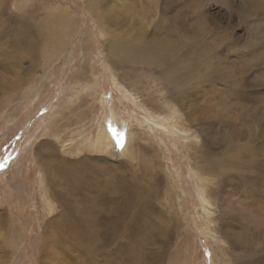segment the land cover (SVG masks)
Segmentation results:
<instances>
[{
  "label": "rangeland",
  "instance_id": "374dc122",
  "mask_svg": "<svg viewBox=\"0 0 264 264\" xmlns=\"http://www.w3.org/2000/svg\"><path fill=\"white\" fill-rule=\"evenodd\" d=\"M173 1V12L191 7L193 20L187 25L190 30L196 22L200 28L195 39L196 47H207L202 48L205 70L230 62L245 70V88L253 80L264 84V61L262 70L250 69L264 51L263 18L239 0L167 2ZM159 2L0 0V264H264V122L253 129L260 131L254 147L260 154L258 179L248 178L257 169L247 172L238 190L226 187L220 174L204 173L214 180L205 184L206 216L199 198L202 183L193 172L206 167L205 155L199 134L188 125L187 106L174 104L169 89L142 67L115 66V77L106 70L109 51L88 3L98 12L112 9L123 26L115 29L119 34L136 33L140 24L149 34L160 19L172 25L175 13L162 14ZM61 10L69 14L71 40L52 59L56 48L49 45L48 21ZM251 30L254 52L244 42L234 44L237 35L245 38ZM186 32L179 30L175 57L191 39ZM221 34L226 40L216 43ZM192 56L197 58V48ZM193 95L192 105L209 106L215 122L204 127L203 140L217 142L220 123L233 119L229 109L208 92ZM235 102L245 111L256 105L248 92ZM173 106L174 117L168 114ZM110 114L115 129L107 125L108 146L115 154L96 146ZM224 149H212V158ZM243 226L249 246L237 241Z\"/></svg>",
  "mask_w": 264,
  "mask_h": 264
},
{
  "label": "bare ground",
  "instance_id": "6f19581e",
  "mask_svg": "<svg viewBox=\"0 0 264 264\" xmlns=\"http://www.w3.org/2000/svg\"><path fill=\"white\" fill-rule=\"evenodd\" d=\"M167 1L168 0H160L159 2L162 5V7L159 6L160 12L162 14L167 9H170L173 12L174 7L176 6L174 1L172 4H169ZM239 1L245 3V5L247 6L246 8L249 10V13H253V16L259 19H264V0ZM88 5L97 15L98 23L102 25V27L100 26L99 28V33L100 37L103 38L104 42L107 44L106 51H109V53L106 54L108 56L104 55L106 56L104 57V63L107 65L106 70L110 73V75L112 77L116 76L113 71V68H115V66L119 68H125V66H127L128 68H131L133 70L137 69L138 67H142L143 69L148 70L151 75L157 76L161 84L169 89L168 97L175 102H173L174 104H179L182 107L185 105L187 106L188 111L186 119L188 120V125L194 128L195 132L199 134V149L202 150L203 148L200 153L205 155L204 164L206 167L193 170L198 183H202L199 185L201 187L199 198L203 202V213H205L206 216H209V214L207 213L209 208L206 207V205L210 204V197L209 191H207V186L205 184L210 183L211 185L212 181H214L210 178L208 179L207 176L206 178H204L205 174H208L209 176L215 178L220 174L219 177H222L221 181H223L222 183H225L226 187H233L234 189L238 190L241 186V180L247 172H252L253 169H257L254 171V173L252 172L251 176L248 177L257 180L258 174L256 175V172L258 171V161L260 154L254 147L256 135L260 134V131L258 128V130L256 129V131H254L253 129L255 128V126L258 127L261 122H264V105H261L258 101V90L260 89V87L264 86V84H260L257 82V80H253L256 82L250 83V89L245 88L244 86L247 85V83L244 84L242 81L245 70L243 71L239 67L233 66L232 64H230V62L222 61V64L220 63V65L216 66L215 68L213 67V69L210 70H205V68L201 66H204V63H202V48H205L204 51L206 52L207 47L205 45L199 48L196 47L197 39H195V36L200 30V28L198 30L196 29V22L191 23L193 25L190 30L188 28L190 25H187V22H189L191 19L193 20L191 7L189 6V4H184L181 9H177L178 11L173 12L175 14H172L173 16L170 19L172 24L170 27L162 25L160 22L161 19L153 22L151 33L149 34L146 33L147 27L145 26V24H140L138 32L136 33L132 32L134 31V29H128L123 34H119V32L115 31V29L117 30L123 26L118 25L117 19L113 16L114 12L112 11V9L102 10L98 12L90 3H88ZM148 12L149 11L146 10V13ZM146 13L144 11L143 14L145 18L148 19ZM153 14H155V11ZM68 18L69 14L67 13V11L61 10L60 13L53 16L52 19H49L48 21L49 45H52L53 48H56L51 53V55L53 56L52 59H56L60 52L64 49L68 39L71 40V37H68L70 35V22ZM104 24H106V26L103 28ZM206 27L207 25L203 23V32ZM181 28H187L186 34L191 35L193 46L192 44L190 45L191 39L189 41L187 40L188 44L184 47L185 50L183 48L179 52L180 55L175 57L174 54L181 49H178V45L180 43H178L179 30ZM26 30L27 28L24 27L23 32H26ZM201 37L203 38V36ZM221 37L217 36V38L215 39L216 43H218V41L224 42L226 40L223 35ZM253 37V30L249 31L245 38L243 37V35H237L234 44H237V41H239V43L244 42V47L247 46L248 49H250L249 51H258L256 48H251L250 46V43L253 44L254 42L253 40H251ZM257 42L255 43L257 44ZM226 45L224 44L223 46ZM197 46L199 45L197 44ZM258 47L259 46H257V48ZM196 48L198 51V56L196 59H194L192 56V52H194ZM257 56L251 63L252 66L250 67V69L259 70V67L261 66V64H263L261 62L264 61V51H261V53ZM49 63H51V61ZM245 67L247 66H244V68ZM197 91L208 92L211 98H216L219 102L225 103L226 107L229 109L228 115L233 118L231 120L222 121L220 123V136L218 137L217 142H214V139H212L211 137L206 143L203 140L204 135L202 132L205 130L204 127H207L209 129L210 127L214 126L213 124L215 122L211 117H209V106L199 104L197 108H195V106L192 105L195 99L193 93H196ZM244 92L252 94L253 100L256 103V105L253 108L248 109V111L241 109L235 102L236 97ZM183 98H185L187 101L181 102L180 100ZM176 107L173 106L172 110H170L168 114L174 117L177 113ZM226 107L222 106V108L227 112ZM109 124L111 129L114 130L115 116L113 114H110L105 119L104 130L106 132V135L104 137L99 136L97 138L96 146L99 150L106 151L107 153L111 152L113 154V148L109 147L112 142L111 135H109V133L107 132V125ZM250 126H252V129L250 128ZM179 132L183 133L181 131ZM121 136H123V134H121ZM262 143L264 146L263 141ZM107 146L110 148L109 151L106 149ZM224 146H226V149H224L222 152H219V156L215 155L212 158V149L223 148ZM128 152L129 151L127 149L124 150L125 155H127ZM207 167L208 173L206 169ZM232 172L237 173L231 174ZM224 175H227L228 177L224 178ZM206 179H208L209 182L206 181ZM235 180L239 181L236 182ZM48 203L49 202H47V204ZM50 207L53 208V205L51 203ZM233 222L237 223L238 220H234ZM243 227V229L238 234L237 241L238 244H241L242 246H249V243L246 242V237L248 235L247 228H245V226ZM225 228H227V226H225Z\"/></svg>",
  "mask_w": 264,
  "mask_h": 264
}]
</instances>
